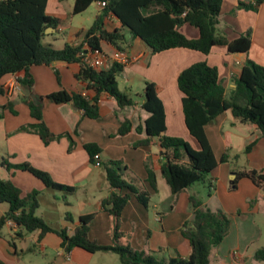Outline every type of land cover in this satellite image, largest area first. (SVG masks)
<instances>
[{
    "label": "crops",
    "instance_id": "1",
    "mask_svg": "<svg viewBox=\"0 0 264 264\" xmlns=\"http://www.w3.org/2000/svg\"><path fill=\"white\" fill-rule=\"evenodd\" d=\"M51 1H48L47 14L65 23L59 31L53 29L46 34L48 37L58 35L64 41V45H77L82 42L84 34L103 10V7L96 3L97 12L91 25L86 28L75 27L71 25V21L69 22V15L65 17L64 14L63 8L67 0L62 2L55 0L57 2L55 11L50 10ZM245 1L224 0L219 30L229 40H235L251 30L252 45L248 53L232 54L226 47H216L209 55L188 49H174L153 55L142 40L127 34L126 51L138 60L124 66L118 83L120 90L134 99V106L121 109L114 98L103 93L99 102L100 118L93 120L84 117L83 112L75 109L72 103L55 104L43 99V122L54 135L70 134L72 144L66 136L45 144L39 132L29 127L38 124V121L32 117L28 101L33 96L45 98L60 90L86 95L93 99L96 91L88 82L77 79L81 70L80 64L56 62L52 66H33L30 69L32 90L19 83L20 89L13 95H8L6 91L0 94V114H3L0 118V177L11 180L22 190L23 196L33 191L40 192V207L36 214L55 229L66 228L72 235L80 224L81 216L96 214L90 226L89 238L100 245L111 246L114 218L103 211V202L109 198L112 189L107 181L106 171L91 164L84 148L85 144H97L102 149L100 157L103 162L122 160L151 193L148 209L132 196L122 215L121 231L124 235L121 243L130 244L135 250L144 251L154 257L188 258L191 247L181 230L184 223L193 215L190 196H197L198 193L194 191L196 185L178 196H173L162 174L163 157L160 141L158 138L150 139L146 132V121L151 114L143 109L144 93L147 83L155 84L156 92L165 107L166 135L183 138L194 149H198L197 142L189 135L185 125L178 77L192 65L207 62L219 69L222 83L229 95L236 89V80L240 77L247 60L264 66V3L258 12L238 9V5ZM74 4L75 0L72 9L70 8L71 16ZM105 28L114 31L122 29V25L115 16L110 15L105 20ZM181 31L190 39H198L200 36L199 31L189 25L183 26ZM104 45L107 44L102 45L103 54L111 59L116 50L111 46L114 52L108 53ZM112 64V61H108L106 69ZM55 71L59 72L60 82ZM18 77L23 78L24 73L18 74ZM9 79L10 76H7L1 81L3 87ZM6 105H10V108L2 110L1 107ZM125 118L131 121L132 129L127 135L121 136L119 130ZM205 130L216 159L220 162L224 155H229L230 159L227 163L220 162L212 173L213 186L209 189L208 200H202L203 205L215 212L222 210L231 219V233L222 244L232 237L233 229L237 228L238 252L234 251V248L229 250L232 264L259 263L254 259L258 250L250 252V245L261 237L255 219L264 206V190L244 178L239 181L238 192H234L231 190V178L234 173L237 177L239 171L248 169L264 172V136L259 129L233 120L229 112L209 123ZM146 140L149 141L148 145L136 147L138 143ZM253 143H256L253 149L246 153V149ZM4 160L11 165L30 164L47 173L54 182L76 188V191L73 194H66L47 189L29 172L1 165ZM147 162L157 175V191L147 183ZM47 192L54 193L53 199L47 197ZM80 192H84L83 199L74 202L73 198L78 197ZM238 193L245 194V197L238 196ZM58 196L64 200L60 204L63 207L60 210L57 208ZM253 198L257 199L254 207L244 213L245 216L237 214L239 206L247 205L248 200ZM9 209V204L0 203V219ZM57 213L63 219L61 223L55 221ZM67 214L71 215L72 222L67 221ZM18 231L12 221L3 229L0 238V263L95 264L97 260L107 259L102 258L103 256L97 258L98 254L105 252L90 254L77 248L67 253L62 247V239L55 233H49L41 238L40 231H37L17 239ZM214 251L222 264H231L225 260L227 255L221 253L220 247Z\"/></svg>",
    "mask_w": 264,
    "mask_h": 264
},
{
    "label": "trees",
    "instance_id": "2",
    "mask_svg": "<svg viewBox=\"0 0 264 264\" xmlns=\"http://www.w3.org/2000/svg\"><path fill=\"white\" fill-rule=\"evenodd\" d=\"M49 0H0V94L5 93L1 81L7 76L24 73L19 79L22 86L33 89L30 69L33 66H52L56 62L80 64L77 75L79 81L88 82L96 91L93 99L82 94L60 90L47 97L30 98L28 105L31 115L38 124L29 127L37 130L45 144L66 136L73 143L70 134L54 135L43 122V99L55 104L72 103L84 117L100 118V97L103 93L114 98L119 107L124 109L135 105L131 96L119 88L118 77L124 66L113 63L108 69H94L84 62V58L93 52H102V45L107 44L116 51H126L128 39L142 40L153 55L174 49H188L209 55L216 47H226L229 53H248L252 45L251 30L235 40L219 30L224 0H75L73 16L86 12L94 3H105L102 13L92 27L84 34L79 44H66L58 48L45 44L48 29L59 28L64 21L47 14ZM60 2L64 0H59ZM264 0H246L238 5V9L258 12ZM115 16L122 29L109 31L105 28L108 16ZM189 25L200 33L198 39L188 38L181 28ZM55 74L60 82L58 71ZM178 86L182 94V110L189 135L197 142L199 148L194 149L189 142L180 137L166 135L165 107L156 92L153 83H147L144 93L143 109L151 114L146 121V132L149 138H158L163 157L162 174L165 177L173 196L187 191L197 183L209 180L212 187V173L220 162L227 163L229 155H224L219 162L206 134V126L217 117L229 112L233 120L241 124L259 129L264 136V66L247 60L240 77L236 80V89L228 95L222 83L219 69L200 62L182 71L178 77ZM10 105L1 107L9 109ZM3 114H0L2 118ZM132 129L131 121L125 118L119 135L125 136ZM76 133L78 131L76 130ZM149 141H142L136 147L146 146ZM256 143L246 149L250 153ZM91 164L95 155L102 149L97 144H85ZM1 165L9 169L26 171L40 180L47 189L73 194L76 188L54 182L51 177L30 164L11 165L4 160ZM107 181L112 189L109 198L103 202V211L114 218L113 245H100L89 238V231L96 214L81 216L79 226L74 234L66 228L55 229L36 213L40 207V192L33 191L23 196L22 190L11 180L0 177V203L10 205L9 211L0 219V238L8 222L16 224L19 231L17 239L27 234L40 231L41 238L55 233L62 239V247L70 253L74 249H82L90 254L99 252L119 255L122 264H210V254L218 248L229 235L231 219L222 210L212 211L203 205L197 196H190L193 208L191 219L187 220L181 230L188 240L191 254L188 258L181 256L169 261L157 260L144 251L135 250L130 244H122V215L132 196L148 209L151 193L145 189L141 181L135 177L122 160L102 161ZM147 183L157 191V175L146 163ZM247 178L259 189L264 190V172L258 170L239 171L231 190L238 189L239 181ZM66 219L72 222L67 214ZM256 262L264 263V248L256 252ZM5 264V263H0Z\"/></svg>",
    "mask_w": 264,
    "mask_h": 264
},
{
    "label": "rangeland",
    "instance_id": "3",
    "mask_svg": "<svg viewBox=\"0 0 264 264\" xmlns=\"http://www.w3.org/2000/svg\"><path fill=\"white\" fill-rule=\"evenodd\" d=\"M73 1L74 0H67V2L64 4L63 10H64L65 17L69 15V22L71 21L70 23L72 26L85 27V28L88 27L89 25H91L92 19L97 12L96 11V3L92 7H90V9L87 11V13H85L81 16L73 17L69 14L70 10L72 9V6H73ZM56 7H57V2L55 0H52L51 5H50V10L55 11ZM44 43L54 45L58 48L64 47V41L58 35H55V37L46 38L44 40ZM104 48L108 53L110 51L114 52V50L111 46L104 45ZM106 66L107 65H105L104 68H106ZM121 85H122V83H121ZM135 98H136V95H135ZM209 179H211V178H209ZM231 179H233V176ZM209 189H210L209 180H207L205 182L197 183L196 186L194 187V191H196L198 193L197 196H199V198L201 200H205V201L208 200ZM237 190H235L234 192H238ZM53 195H54V193L47 192V197L53 199ZM240 195L245 197V194H242V193L239 194L238 193V196H240ZM58 197H59V200L57 201V205H58L57 208H58V210H60L61 208H63L62 205H60V204H62L64 202V200L60 196H58ZM83 197H84V192H80L78 194V197H74L73 200H74V202H77L76 201L77 199L82 200ZM237 198L239 200V197H237ZM258 199H260V197ZM256 201H257V199L253 198L252 200H248L247 205L246 204L240 205L238 208L239 210H238L237 214H239V215L241 214V215L245 216L244 213L249 212L250 209L252 207H254V204L256 203ZM234 204H235V202H234ZM61 220H63L62 217H60V215L57 213L55 221L61 223ZM255 223L257 225V228L259 229L261 237L259 240L256 239V240H254V242H252V244L250 245V252L251 251L252 252L257 251V250L264 248V206L261 208L260 213L256 215ZM230 231H231V228H230ZM230 233L231 232H229V234ZM219 247L221 249V253L227 255L225 260L229 263L231 262V264H232V261L230 259L229 250L234 248V251L238 252V250H237V248H238L237 228L236 227L233 229L232 237L226 243L220 245ZM218 248H216V249H218ZM214 250L215 249H213L211 254H210V264H222V262L219 261L218 258L215 256ZM97 256H98L97 258H100V256H103L102 258H107V259L105 261H104V259L97 260L95 262V264H122L119 255L114 254V253H100ZM155 258L157 260H160V261H169V258L167 256L166 257L155 256ZM255 264H264V263H255Z\"/></svg>",
    "mask_w": 264,
    "mask_h": 264
},
{
    "label": "built area",
    "instance_id": "4",
    "mask_svg": "<svg viewBox=\"0 0 264 264\" xmlns=\"http://www.w3.org/2000/svg\"><path fill=\"white\" fill-rule=\"evenodd\" d=\"M101 7H105V3H99ZM138 59L137 57H133L129 54L128 51H116L115 55L110 59L109 57L105 56L102 52L96 51L93 53L88 54L84 58V62L94 69H101L107 64L108 61H112V63H118L123 66H127L133 62H136ZM5 91L8 95H13L20 89L19 84V77L18 74L10 75V79L7 81L5 85ZM88 98L86 95H83ZM89 99V98H88ZM94 166L102 167V160L100 155H95L94 157Z\"/></svg>",
    "mask_w": 264,
    "mask_h": 264
},
{
    "label": "water",
    "instance_id": "5",
    "mask_svg": "<svg viewBox=\"0 0 264 264\" xmlns=\"http://www.w3.org/2000/svg\"><path fill=\"white\" fill-rule=\"evenodd\" d=\"M49 30H53V29H48V30L46 31V33H49ZM74 108L77 109V107H74ZM235 179H236V174L234 173V174H233V179H232V181H231V184H232V185H233Z\"/></svg>",
    "mask_w": 264,
    "mask_h": 264
}]
</instances>
